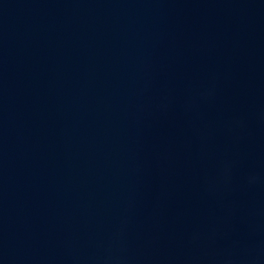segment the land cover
I'll return each instance as SVG.
<instances>
[{
  "label": "water",
  "instance_id": "water-1",
  "mask_svg": "<svg viewBox=\"0 0 264 264\" xmlns=\"http://www.w3.org/2000/svg\"><path fill=\"white\" fill-rule=\"evenodd\" d=\"M0 264H264V0H0Z\"/></svg>",
  "mask_w": 264,
  "mask_h": 264
}]
</instances>
